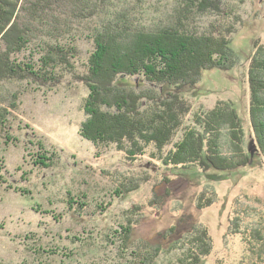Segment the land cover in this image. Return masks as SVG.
Here are the masks:
<instances>
[{
	"label": "rangeland",
	"instance_id": "374dc122",
	"mask_svg": "<svg viewBox=\"0 0 264 264\" xmlns=\"http://www.w3.org/2000/svg\"><path fill=\"white\" fill-rule=\"evenodd\" d=\"M117 1L136 26L146 29L169 23L179 6L177 0ZM223 2L219 15L201 18L195 28L214 33V27L230 26L238 63L228 73H203L183 95L190 112L160 154L141 143V153L131 157L116 145L97 148L81 139L89 92L69 74L53 88L0 83V107L12 104L7 139L0 136V264H185L192 225L210 238L212 249L202 264H264L259 260L264 258L263 159L254 157L233 172L207 174L162 163L192 126V115L209 112L218 102L236 109L244 151L254 141L247 73L254 44L264 46V3ZM81 31L76 33L79 74L91 50ZM222 144L226 152L224 134ZM165 190L163 204L152 205L154 194Z\"/></svg>",
	"mask_w": 264,
	"mask_h": 264
},
{
	"label": "trees",
	"instance_id": "16d2710c",
	"mask_svg": "<svg viewBox=\"0 0 264 264\" xmlns=\"http://www.w3.org/2000/svg\"><path fill=\"white\" fill-rule=\"evenodd\" d=\"M177 2L169 23L146 29L136 26L117 0H0V83L27 81L53 88L69 74L89 92L81 139L97 148L116 145L131 157L141 153V143L153 145L160 154L190 112L183 95L198 85L203 73H228L238 63L230 26L214 27V33L195 28L201 18L219 15L223 0ZM80 30L91 43L81 74L75 68ZM256 44L247 77L248 116L258 153L251 158L244 151L243 127L232 103L218 102L215 109L192 115V126L163 158L165 166L207 174L236 171L254 157L264 160V46ZM25 52L28 57L18 58ZM11 106L0 107V136L6 139ZM167 195L166 190L162 196L154 194L152 205L161 206ZM174 232L172 228L170 234ZM187 234L184 262L202 264L212 249L208 233L192 225Z\"/></svg>",
	"mask_w": 264,
	"mask_h": 264
},
{
	"label": "water",
	"instance_id": "95a60500",
	"mask_svg": "<svg viewBox=\"0 0 264 264\" xmlns=\"http://www.w3.org/2000/svg\"><path fill=\"white\" fill-rule=\"evenodd\" d=\"M248 153L250 154V157L253 158L254 154L257 151V148L255 146L254 141L251 139L249 144H248V148H247Z\"/></svg>",
	"mask_w": 264,
	"mask_h": 264
}]
</instances>
